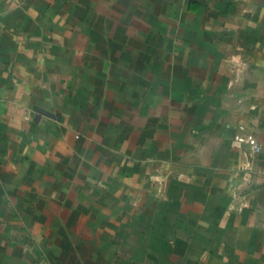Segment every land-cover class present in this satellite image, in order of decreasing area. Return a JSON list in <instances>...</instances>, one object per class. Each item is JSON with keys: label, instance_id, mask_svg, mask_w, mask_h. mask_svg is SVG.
<instances>
[{"label": "crops", "instance_id": "obj_1", "mask_svg": "<svg viewBox=\"0 0 264 264\" xmlns=\"http://www.w3.org/2000/svg\"><path fill=\"white\" fill-rule=\"evenodd\" d=\"M0 13V264H264V0Z\"/></svg>", "mask_w": 264, "mask_h": 264}, {"label": "built area", "instance_id": "obj_2", "mask_svg": "<svg viewBox=\"0 0 264 264\" xmlns=\"http://www.w3.org/2000/svg\"><path fill=\"white\" fill-rule=\"evenodd\" d=\"M2 26L1 13H0V29ZM240 128L244 130V125H241ZM235 141L238 143L247 144L250 147V155H255L261 150V144L257 137L253 133L239 132L234 137Z\"/></svg>", "mask_w": 264, "mask_h": 264}]
</instances>
